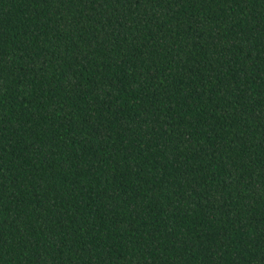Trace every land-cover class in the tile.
I'll return each mask as SVG.
<instances>
[{"label": "trees", "instance_id": "1", "mask_svg": "<svg viewBox=\"0 0 264 264\" xmlns=\"http://www.w3.org/2000/svg\"><path fill=\"white\" fill-rule=\"evenodd\" d=\"M0 264H264V0H0Z\"/></svg>", "mask_w": 264, "mask_h": 264}]
</instances>
